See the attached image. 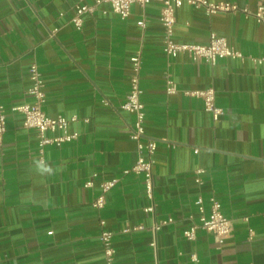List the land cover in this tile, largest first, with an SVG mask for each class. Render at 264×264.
<instances>
[{
  "label": "crops",
  "instance_id": "0c3cea01",
  "mask_svg": "<svg viewBox=\"0 0 264 264\" xmlns=\"http://www.w3.org/2000/svg\"><path fill=\"white\" fill-rule=\"evenodd\" d=\"M212 1L251 12L258 2ZM78 3L92 6L80 28L71 21ZM161 7L159 1L134 2L122 18L108 3L92 0H0V104L6 115L0 264H104L101 219L113 232L114 264H264V60L253 61L264 57V24L240 11L206 15L183 3L175 11L176 42L206 43L215 33L243 54L194 62L185 52H163ZM138 49L144 133L156 140L152 200L142 176L124 172L138 156L130 137L134 115L120 107L129 91V57ZM32 63L43 79L42 109L49 116H76L69 130L78 133L61 146L46 145L43 162L36 131L11 109L32 101ZM167 78L176 84L173 93L166 91ZM208 87L223 109L218 119L189 94ZM114 176L119 180L95 208L101 183ZM198 196L206 211L215 197L232 219L231 234L220 244L202 228L194 239L182 235L198 221ZM151 203L153 211H145ZM168 217L172 222L156 231L153 249L150 227ZM138 224L143 227L123 231Z\"/></svg>",
  "mask_w": 264,
  "mask_h": 264
},
{
  "label": "built area",
  "instance_id": "2783aa9c",
  "mask_svg": "<svg viewBox=\"0 0 264 264\" xmlns=\"http://www.w3.org/2000/svg\"><path fill=\"white\" fill-rule=\"evenodd\" d=\"M150 1H159L162 5L160 12V21L163 26V47L162 50L169 56H175L178 53L185 52L194 62L202 61L207 64H213L220 57L241 58L243 54L232 47L225 36L211 33L206 43H179L173 39L175 11L183 3L201 9L206 15H212L218 12H237L240 11L245 15H252L258 22L264 24V0H258L254 12L247 7H239L235 3L228 1H212V0H92L94 5L108 3L114 13L125 18L130 13V6L137 2L145 5ZM92 6L85 3H78L74 7L72 23L80 28L83 23V14L91 11ZM137 23L141 26L145 25L144 19H140ZM54 29L51 34L54 33ZM264 57L253 58V61L260 62ZM130 74H129V91L125 99L120 103V107L134 115V122L131 127L130 137L136 141V149L138 156L129 169L124 172L132 171L143 178L145 193L153 199V154L156 148V140L147 137L144 133V105L140 101L141 87L139 83L141 69V51L138 49L130 57ZM28 74L31 81L27 93L32 97V101L25 102L20 105L13 106L12 110L20 111L23 114V126L32 128L37 134V150L40 162L44 161V151L46 145L61 146L63 143L69 142L77 138L76 131L69 130L71 121L76 120V116L66 117L63 115L49 116L42 109L45 100L43 91V79L41 72L36 63H32L28 67ZM177 90L175 82L171 78H167L166 91L173 93ZM189 94L200 97L203 107L208 111L213 119H218L223 113L222 107L217 105L215 100V90L208 87L201 90L189 91ZM6 130V115L4 107L0 104V143ZM202 172L197 169V175ZM119 180L114 176L104 180L101 183V192L92 201V205L99 209L105 203L106 192L113 187ZM196 181L200 182V178L196 177ZM86 186L92 185V180L85 182ZM210 207L206 211L202 196H198L195 200L197 206L198 221L192 220V223L183 229L182 235L187 239H194L198 228L205 229L214 235L217 243H222L232 231V219L225 215L220 207L219 201L215 197H210ZM154 204L151 203L145 207V211H153ZM192 218V216H190ZM105 221L100 220L101 231L99 239L103 248L104 264H114V247L112 245L113 232L104 227ZM172 222V217L166 219H155L150 227L153 234L149 245L156 248V231L166 223ZM141 224L133 227H125L124 232L131 229H141ZM251 232V231H250ZM191 259L197 260L195 254H191Z\"/></svg>",
  "mask_w": 264,
  "mask_h": 264
}]
</instances>
